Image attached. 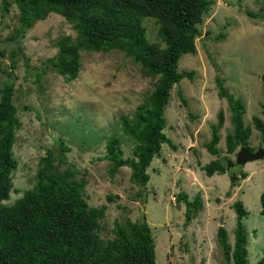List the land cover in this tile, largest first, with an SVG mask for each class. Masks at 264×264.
Here are the masks:
<instances>
[{"label":"rangeland","instance_id":"obj_1","mask_svg":"<svg viewBox=\"0 0 264 264\" xmlns=\"http://www.w3.org/2000/svg\"><path fill=\"white\" fill-rule=\"evenodd\" d=\"M7 1L10 6L5 11L0 0V99L4 86L12 83L20 125L13 147L18 161L11 175L14 188L0 206L13 204L34 186L41 157L52 147L58 152L63 138L71 147L69 162L87 175L88 204L108 206L100 232L103 238L113 237L116 220L146 217L156 241L157 264H227L218 229L224 226L234 243L238 219L233 204L241 200L248 212L243 221L248 264H257L264 256V158L234 164L226 173L212 176L203 167L222 158L235 162L240 149L227 151L232 111L219 95L218 78L246 105L244 122L252 127L250 147H264V136L253 120L258 116L264 122V0H213L199 24L197 52L185 53L179 60V70L193 71V80L186 77L175 84L166 106L164 132L175 147L162 145L147 169L146 186L133 180L128 166L111 173L113 164L106 154L109 138L116 135L123 157H133L136 141L124 132L121 117L133 118L152 93L155 79L120 49L83 50L79 77L68 80L59 74L47 60L57 54L58 39L76 36V31L72 22L55 12L21 38L22 52L13 68L11 52L17 44L10 37L20 25L19 8L14 0ZM247 10L260 16L250 17ZM143 23L148 40L164 46L156 20L145 18ZM23 55L29 57L28 66ZM221 111L225 122L219 130L220 152L213 155L207 143ZM179 193H186L189 201L200 197L203 208L192 220L186 219L187 205L178 200Z\"/></svg>","mask_w":264,"mask_h":264},{"label":"trees","instance_id":"obj_2","mask_svg":"<svg viewBox=\"0 0 264 264\" xmlns=\"http://www.w3.org/2000/svg\"><path fill=\"white\" fill-rule=\"evenodd\" d=\"M19 8L20 25L10 40H16L11 52L12 67L17 66L22 52V39L36 22L52 12L72 22L76 36L58 39V52L47 61L68 80L79 77L81 52L120 49L141 64L146 74L155 79L150 96L140 104L133 118L121 117L124 132L136 144L133 157L124 158L121 140L112 135L107 143L106 158L115 174L120 167L128 166L136 183L146 186L150 180L147 172L152 161L161 152L162 145L174 146L164 129L167 125L166 106L171 90L183 78L193 80V71H180L179 60L185 53L197 52L196 38L201 34L199 24L214 4L213 0H14ZM4 10L10 3L3 0ZM247 15L258 18L260 13L247 10ZM145 18H154L158 36L164 43H151L146 35ZM223 35V34H222ZM23 54V53H22ZM26 66L29 57L23 55ZM43 74V73H42ZM42 74H39L38 79ZM9 75H13L11 71ZM264 81V74L262 75ZM219 95L229 102L233 130L226 135L228 153L249 145L252 127L244 122L246 105L217 79ZM182 93V92H180ZM14 85L3 88L0 99V202L8 200L14 188L12 172L18 167L13 147L20 125L18 108L14 103ZM185 102V98H183ZM256 128L264 136V122L254 117ZM225 122L224 113L212 125L208 151L219 154V130ZM55 148H49L41 157L35 184L13 204L0 206V264H157L156 241L144 217L142 220L126 218L116 220L113 237L103 238L102 221L108 206H90L85 198L88 184L86 173L81 174L69 162L71 147L61 138ZM175 147V146H174ZM228 159H216L203 169L209 176L227 172ZM64 166V167H63ZM63 167V169L61 168ZM247 174L243 173V178ZM186 193H179L178 200L186 202V219L192 220L203 208L200 197L188 200ZM111 201V196H108ZM264 214V192L261 194ZM237 225L234 243L229 242L224 226L218 229V241L227 264H248V234L243 223L248 212L241 200L233 204ZM264 264V256L257 262Z\"/></svg>","mask_w":264,"mask_h":264},{"label":"water","instance_id":"obj_3","mask_svg":"<svg viewBox=\"0 0 264 264\" xmlns=\"http://www.w3.org/2000/svg\"><path fill=\"white\" fill-rule=\"evenodd\" d=\"M262 158H264V147L260 146L257 150L250 151L247 146H241L236 154L235 162H232L231 160L227 161V170H229V168L234 164L245 165L250 161L259 160Z\"/></svg>","mask_w":264,"mask_h":264}]
</instances>
